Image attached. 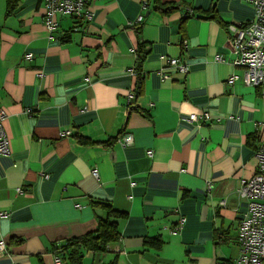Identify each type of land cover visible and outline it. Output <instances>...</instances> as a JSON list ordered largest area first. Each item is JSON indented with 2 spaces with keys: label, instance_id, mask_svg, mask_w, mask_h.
<instances>
[{
  "label": "crops",
  "instance_id": "crops-1",
  "mask_svg": "<svg viewBox=\"0 0 264 264\" xmlns=\"http://www.w3.org/2000/svg\"><path fill=\"white\" fill-rule=\"evenodd\" d=\"M161 1L176 8L95 0L92 21L59 15L48 33L43 0H18L8 15L0 0V108L11 147L0 155V264H53L56 246L95 231L103 204L126 214L119 237L82 250L81 264H238L247 200L237 188L256 171L264 87L227 81L243 68L232 64L226 25L249 21L254 8ZM139 40L147 54L138 109L127 111ZM171 57L188 72L170 69ZM202 113L209 118L190 119ZM125 134L132 142L123 146Z\"/></svg>",
  "mask_w": 264,
  "mask_h": 264
},
{
  "label": "built area",
  "instance_id": "built-area-1",
  "mask_svg": "<svg viewBox=\"0 0 264 264\" xmlns=\"http://www.w3.org/2000/svg\"><path fill=\"white\" fill-rule=\"evenodd\" d=\"M95 0H43V24L48 33H52L58 27L57 17L66 15L74 20L76 25L86 24L93 19L92 3ZM254 8V16L245 23H229L226 25L228 32L229 47L235 54L232 64L243 68V73L231 75L227 81L236 79L248 86L264 87V0H246ZM192 11L184 14L189 16ZM142 15H138L136 22H141ZM186 45V41L183 42ZM31 52L26 53L27 58L32 57ZM216 59L221 57L216 55ZM169 68L183 74L188 72V67L184 62L176 57L169 59ZM163 77H166L164 70ZM134 99V93L129 89L125 98V108L129 111ZM6 112L0 108V155H8L11 151L10 140L4 128ZM209 115H190L193 121L207 120ZM258 131V144L254 155L256 158V171L248 179L241 181L237 188V194L247 200V210L239 220L236 242L238 245V264H264V120L256 123ZM261 128V130L259 129ZM259 129V130H258ZM69 134L70 131H64ZM123 146L132 142V136L122 135L118 140ZM148 155L152 152L148 151ZM96 176V169L92 170ZM19 190V189H18ZM6 211H0V217L6 216ZM184 218L180 219V224L174 229L177 230L184 223ZM6 252L5 244L0 241V254ZM66 252L60 245L55 247L53 253V264H63Z\"/></svg>",
  "mask_w": 264,
  "mask_h": 264
},
{
  "label": "trees",
  "instance_id": "trees-1",
  "mask_svg": "<svg viewBox=\"0 0 264 264\" xmlns=\"http://www.w3.org/2000/svg\"><path fill=\"white\" fill-rule=\"evenodd\" d=\"M18 0H6V14H10ZM153 8L163 13H169L176 8L174 3H163L161 0H151ZM142 23H136L134 28L140 35ZM136 55V62L133 66L132 81L130 84V90L134 93V99L130 110H137V99L140 93V86L143 79L142 64L147 54V47L142 40H139L137 46L134 47ZM117 139V138H116ZM115 140V138H114ZM107 210V216L99 218L95 231L88 232L84 235L66 239L61 246L66 252L64 260H67L70 264H81L82 250L100 251L104 250L107 243L115 241L119 237L118 232V219L123 218L126 214L116 211L110 207V205L103 204Z\"/></svg>",
  "mask_w": 264,
  "mask_h": 264
}]
</instances>
